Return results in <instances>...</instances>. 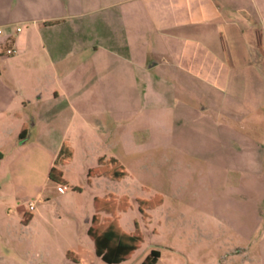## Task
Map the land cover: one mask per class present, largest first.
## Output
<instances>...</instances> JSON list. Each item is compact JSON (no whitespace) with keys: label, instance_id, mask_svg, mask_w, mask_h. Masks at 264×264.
Returning a JSON list of instances; mask_svg holds the SVG:
<instances>
[{"label":"crops","instance_id":"obj_1","mask_svg":"<svg viewBox=\"0 0 264 264\" xmlns=\"http://www.w3.org/2000/svg\"><path fill=\"white\" fill-rule=\"evenodd\" d=\"M262 19L264 0H0V56L28 73L20 107L0 100V112L31 106L47 173L75 142L157 149L160 124L213 115L216 156L200 161L215 165L220 204L199 208L198 245L183 233L154 264H264Z\"/></svg>","mask_w":264,"mask_h":264},{"label":"rangeland","instance_id":"obj_2","mask_svg":"<svg viewBox=\"0 0 264 264\" xmlns=\"http://www.w3.org/2000/svg\"><path fill=\"white\" fill-rule=\"evenodd\" d=\"M258 38L261 43V32ZM11 60V56H0V100L14 108V103L20 107L28 73ZM7 61L9 65L3 69ZM16 113L7 116L0 112V264H105L94 255L86 235L94 214V197H111L116 204L125 202L124 211L114 217L124 232L131 233L136 227L142 236L138 249L119 264H140L151 249L162 251L183 243V233L192 244L199 239L193 229L199 221V208L204 215L207 208L220 204L215 182L209 176L215 165L200 161L216 156L213 115L199 119L189 116L188 121L182 118L180 125L160 124L159 131L147 136V141L160 143L157 149L149 145L132 149L127 145L125 152L114 141L109 147L75 142L67 159L58 158L63 161L60 169L66 177L64 191L60 192L59 186L47 179L44 164L52 150L45 149L43 132L38 125L33 126L31 106ZM17 124L25 128V142L17 137ZM74 135V129H70L68 137ZM134 139H140L138 134ZM96 153L116 158L127 175L112 179V159L100 158L95 168L92 156ZM90 167L95 169L87 173ZM86 174L107 177L89 184ZM155 195L163 204L141 215L135 201L150 200ZM28 202H32V210L27 209ZM109 219L100 215L99 221L106 223Z\"/></svg>","mask_w":264,"mask_h":264},{"label":"trees","instance_id":"obj_3","mask_svg":"<svg viewBox=\"0 0 264 264\" xmlns=\"http://www.w3.org/2000/svg\"><path fill=\"white\" fill-rule=\"evenodd\" d=\"M21 138V134H19ZM66 151L60 150L59 157L68 158ZM114 169L111 172V177L114 180H121L125 174L120 165L111 160ZM60 162H56L52 166L48 173L47 179L59 187L65 185V181L62 178V172L57 168ZM100 164L98 159V165ZM98 165L96 167H98ZM95 167V168H96ZM93 168V169H95ZM91 170H88L89 173ZM87 178L88 174L86 175ZM102 177H107L103 176ZM110 177V176H109ZM137 210L142 215L144 211L153 209L160 205L161 198L155 195L150 200H136ZM127 205L125 202L115 203L111 197H94L93 198V209L94 214L89 220V225L86 229V235L92 242L93 253L105 264H119L130 258L134 251H136L142 242V236L138 232L137 228L131 233H126L119 226L115 214L120 211H124ZM100 215L109 217L110 219L106 223L99 221ZM158 259V251L150 250L149 253L144 257L140 264H154Z\"/></svg>","mask_w":264,"mask_h":264},{"label":"built area","instance_id":"obj_4","mask_svg":"<svg viewBox=\"0 0 264 264\" xmlns=\"http://www.w3.org/2000/svg\"><path fill=\"white\" fill-rule=\"evenodd\" d=\"M259 26H260V31H261V43H260V46L264 50V19L259 21ZM16 31L18 32L19 28H17ZM4 53H5V55H13V54H15V50H13L12 48L8 47V48H6L4 50ZM58 190L60 192L64 191L63 187H58ZM32 208H33L32 202H28L27 203V209L28 210H32Z\"/></svg>","mask_w":264,"mask_h":264}]
</instances>
